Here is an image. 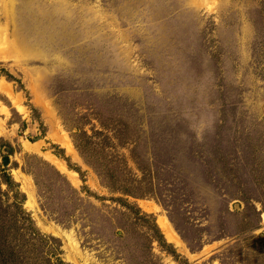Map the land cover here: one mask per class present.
<instances>
[{
    "label": "rangeland",
    "instance_id": "374dc122",
    "mask_svg": "<svg viewBox=\"0 0 264 264\" xmlns=\"http://www.w3.org/2000/svg\"><path fill=\"white\" fill-rule=\"evenodd\" d=\"M0 84V264H264V0H0Z\"/></svg>",
    "mask_w": 264,
    "mask_h": 264
},
{
    "label": "bare ground",
    "instance_id": "6f19581e",
    "mask_svg": "<svg viewBox=\"0 0 264 264\" xmlns=\"http://www.w3.org/2000/svg\"><path fill=\"white\" fill-rule=\"evenodd\" d=\"M3 84V83H2ZM1 85V84H0ZM2 86V85H1ZM4 86V85H3ZM6 86H8V85H6ZM4 88V87H3ZM2 88V89H3ZM6 88V87H5ZM8 88V87H7ZM10 88V87H9ZM11 89V88H10ZM9 89V90H10ZM1 90V89H0ZM3 91V90H2ZM11 91V90H10ZM64 143V142H63ZM65 145V144H64ZM26 146V148L27 149H32V150H35V149H37V150H40L39 149V147H40V145H38V144H34V145H25ZM68 150H69V152H74V147H73V145L71 144V142L70 143H68ZM56 159V158H55ZM57 162V167L58 168H60V169H64V170H66V168H65V166L63 165V163H61L60 161H56ZM54 163V162H53ZM74 172H70L69 173V175L73 178V176H74ZM73 180H75L74 178H73ZM156 209V208H155ZM263 219H264V214H263ZM158 223H159V225H160V227L163 229V231H164V233L166 234V237L170 240V241H172V242H174L176 245H178V246H181L182 245V242L179 240V238H178V236H177V234L175 233V231L173 230V228H172V226H171V224L169 223V221L167 220V219H164V218H159L158 219Z\"/></svg>",
    "mask_w": 264,
    "mask_h": 264
},
{
    "label": "trees",
    "instance_id": "16d2710c",
    "mask_svg": "<svg viewBox=\"0 0 264 264\" xmlns=\"http://www.w3.org/2000/svg\"><path fill=\"white\" fill-rule=\"evenodd\" d=\"M8 77V76H7ZM156 227V226H155ZM158 229V228H157ZM166 243V242H165Z\"/></svg>",
    "mask_w": 264,
    "mask_h": 264
}]
</instances>
